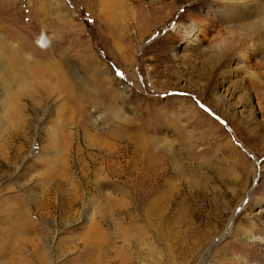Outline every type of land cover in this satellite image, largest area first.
Here are the masks:
<instances>
[{
	"label": "rangeland",
	"instance_id": "obj_1",
	"mask_svg": "<svg viewBox=\"0 0 264 264\" xmlns=\"http://www.w3.org/2000/svg\"><path fill=\"white\" fill-rule=\"evenodd\" d=\"M155 2L164 4L162 13L144 9ZM235 7L227 0H0V62L5 49L18 45L29 49L30 59L21 54L34 69L24 75L28 84L17 87L27 109V128H18L26 142L12 131L2 137L14 125L1 119L12 110V96L0 88V264H82L87 239L107 245L98 264L122 258L128 264H264V53L257 51L264 36L239 41L230 33ZM256 20L252 14L244 22ZM258 32L264 34V24ZM230 48L225 75L211 79L210 58ZM48 53L77 98L87 96L84 80L94 67L108 70L100 76L102 90L116 102L102 91L79 98L77 111L131 137L130 154L118 161L123 172L138 170L143 152L161 161L165 172L153 187L163 204L157 214L150 195L122 208L107 202H128L134 174L129 183L114 178L111 189H94L102 172L99 160H91L95 152L64 154L57 129L74 130L75 110L67 101L58 108L64 99L56 94L43 98V89L55 84L41 58ZM20 68L18 78L27 72ZM214 82L221 83L217 97ZM81 132L84 145L92 135ZM73 140L67 141L78 146ZM66 158L74 186L47 191L45 177L60 173ZM82 163H91L87 177ZM239 223L243 231L235 232Z\"/></svg>",
	"mask_w": 264,
	"mask_h": 264
},
{
	"label": "bare ground",
	"instance_id": "obj_2",
	"mask_svg": "<svg viewBox=\"0 0 264 264\" xmlns=\"http://www.w3.org/2000/svg\"><path fill=\"white\" fill-rule=\"evenodd\" d=\"M119 1H121V0H119ZM133 1H136V0H133ZM227 1L231 2V3H235V5H239V7H235L237 12L232 13L234 15L232 17H229V19H228L229 22L234 23V28H233V25L230 27V30H231L230 33H235V37L238 38L239 41L242 39V37L248 38V39L254 38L255 41H259L260 37L264 36V34L261 35L258 32L260 25L264 24V0H250V2L252 3V5H250V6L247 5L249 0H227ZM155 3L156 4H150V6H148L147 8H144V9L146 11H155L158 13H162L164 4L157 6V4H160V3H158V2H155ZM243 6H245V9H243L244 8ZM247 7H248L249 12H247ZM252 14H255V16L258 17V20L254 21V22H248V23L244 22L246 19L252 17ZM135 19H142V18L137 16ZM193 30H194V28H193ZM43 38H44V36L43 37L40 36L37 39L39 45H44L45 42L43 41ZM195 39L196 38H194L192 40V43L195 42ZM45 48L40 47L41 50H44ZM263 48H264V45L261 47V49H257V51L260 50L261 52L264 53ZM25 49H27V48H25ZM25 49L21 48V46H18V45L12 46V48L5 49L3 51V54H5V57H3L4 62L3 61L0 62V74H1V80H2V86H0V88L3 92L9 93L12 96L11 102H10L12 110H10V107H7L8 112L5 111L4 115L1 116V119L2 120H10V122L12 123V126L14 125L13 130H11V129L4 130L3 134L1 133L3 135V136L1 135L2 137H4V135H7L8 132L12 131V134L10 136L14 137V134H15L16 137L19 139L21 137V135L18 131L19 125H21V127L23 129L27 128L26 126H27L28 120H27L26 116H24V112L27 111L26 105H24V106L19 105L18 101H20L21 99L17 93V87L23 88V86H26L28 84V81L26 79H29L30 77L24 78V75H30V74L34 73V72L31 73L34 70L32 62L29 60L27 61L26 59L22 58L23 56L21 53H25L24 55H26V57L28 59L31 58L29 55H27L29 53L24 52ZM233 49L234 48H230V50L224 49L223 52L220 54L221 57H220V55H218V56L215 55V56L210 58L209 62L211 64V66H210L211 79L212 78L214 79L216 77L219 79L223 78V76L225 75V72H226L225 66L230 65V63H231L230 61L226 60V54L233 51ZM27 50H29V49H27ZM227 50L229 51L228 53H227ZM178 56L179 55H177V53H173L174 59H177ZM41 58L44 61H46V65L48 66V70L50 71L49 74L53 78V83H55L51 87H45L43 89V91L45 92V94H43V98L44 99L49 98V97L54 98V94H56V98L60 99L62 97L64 99L58 103V106H57L58 108L63 107L64 103L67 101L70 103L72 109L75 110L74 119L71 123H69L71 128L74 129V130H72L73 132L69 131V129L67 128L68 126L66 127L65 125H60V128L57 129L58 133H60V138L58 137V142H60V143L62 142V144L64 145V148H63L64 154H65V152L67 154H69L71 152V150H73L74 154L79 157L82 154V149L83 150L84 149H90L91 151L95 152L94 157L91 160L92 161L93 160H95V161L99 160V165H100L99 169H101L102 172L100 174V178L96 181V183H92V185H91L94 187V189H107V190L111 189V187H114V184H113L114 178H116L115 181L116 180L122 181L124 178L125 180L122 183H129V177L132 174H134L133 177H135L136 182L133 185H129V186H131L130 190L132 192H131L130 196L128 194V199H129L128 202L122 198H119L117 200L116 199L114 200L113 198H108V199L106 198L107 202L113 201V202H115V206H117L118 208H122V207L127 206V204L128 205L133 204V202L135 200H139L142 198L146 199L147 195H150L149 200H147L148 205L151 209V213L154 215L157 214L158 209L163 204L157 196V195L160 196L159 191H156L153 187L157 183L159 184V180L161 179V176H163L162 174H164V172H165L163 169V165H162L161 161H158L154 158L151 159L150 157H148L146 152H143L142 154H139V159L137 160L139 169L137 170V168L134 166L131 169L132 172H130V171L123 172L124 170L123 169L121 170V168H120L121 166L118 167V161L120 159H123V158L125 159V157H127L128 154H130L129 148L132 147L131 141H130L131 137H129V136L127 137L126 135H124L120 131H118L117 129H114V127H115L114 124H110L106 128L101 127V125H98L95 123V121H97V118H95L94 120L93 119L89 120V118L86 117L84 114H82V112L77 111V108L80 109L79 107L81 105L80 104L81 99L84 100V99H86V97H87V99H93L96 94H99L100 92L103 91L102 89H105L106 80L103 76L102 77H100V76L103 75L104 71L108 73V70L104 67L103 70L100 71L99 69H97V67H94V70L92 71V73L87 74V77H86L87 79L84 80L85 84L83 86V91L86 89L87 96H83V97H81L82 95L78 96L80 98V100L78 102L79 98H77V96L73 92V85H72L71 81H69L66 78L64 72H62V70L60 69V67L57 63V60L53 57V55L48 53V54L42 55ZM85 61H87V60H85ZM22 65L24 66V70H26L27 72L24 71L23 74L21 75V78H18V76H19L18 71L21 70L20 67ZM91 66H93V64H91ZM111 80H109L108 82H111V83L116 82L114 80V78H111ZM91 83H93L94 86H92ZM220 84H217V82H214V84H213L214 88L212 89V92L214 93V95L216 97H217L216 92H219V90L222 91ZM103 93H102V96H109V98L113 100V101H111L112 104H114L116 102L115 101L116 97L114 94L112 95L107 90L103 91ZM218 94H220V93H218ZM29 102L34 109H37L36 105L38 102H35L34 99H30ZM86 103L89 106L93 105L89 102H86ZM88 105H87V107H89ZM82 107H83V109L87 108V107L85 108L83 104H82ZM198 113L203 114L200 111H198ZM90 115H91V113H90ZM81 131H83L84 136L85 135L86 136L92 135V136H90L91 139H89V140H86L84 138L85 139L84 141H87L84 143V145L83 144L80 145V139L77 136V135H79V133ZM124 132H126V131L124 130ZM99 133L102 134L103 137L97 138L96 135ZM24 136L25 137H21L20 139L25 141L27 139V133L26 132H24ZM61 136L63 138L62 141H60ZM48 138L51 141L56 139L55 136L50 137L49 135H48ZM68 139H70V141L72 139L76 140L78 143V146L74 147L73 144H72L73 146H71V144L67 141ZM10 141L6 140L5 142L8 143ZM25 142H24V144H25ZM6 146H7V144H6ZM73 147H74V149H72ZM4 148H5V146H4ZM7 158L8 157H6V159ZM76 159L79 160L78 158H76ZM91 163H89V164L88 163H82V164L78 165L79 171H83L84 177L88 176V174L90 172L89 165ZM96 167H98V166H96ZM69 169H70V166L67 163V158H66L65 161L60 166V173L55 174L53 176L47 175L45 177V179H47L45 181H47V185H48L47 191L48 190L50 191L52 188H57L58 190H61L63 188L65 190L67 187L69 189H70V187H73L74 184L70 183L71 179H69V177H68ZM125 169H126V167H125ZM174 185H176V184H174ZM52 186H54V187H52ZM161 186H164V183L161 184ZM140 188H142V189H140ZM74 189L72 188L73 191H74ZM157 189H161V187H159V188L157 187ZM66 190H68V189H66ZM70 191L71 190H69V192ZM117 191L121 196L126 195L124 190H120V188H117ZM60 192H59V194H60ZM107 192H110V191H107ZM130 215L131 214H129V216ZM235 228H236L235 232H237L238 230H240L239 232L243 231V226L240 223L236 224ZM101 234H102V232H101ZM101 238H102V235H101ZM259 245H261V244H259ZM106 246H107L106 243L104 241H101V239H99V242H95L94 240H88V239L84 240L82 243V250H81L82 253L80 252L81 253V257H80L81 263L82 264H98V262L101 261V260H99L101 257L99 255V253H101L104 249L106 250ZM263 246H264V244H263ZM38 258H40V257H38ZM108 262H110V261H108ZM108 262H106V263H108ZM12 263L13 262H11V260L5 262V264H12ZM115 264H128V262L125 258H122L118 263H115Z\"/></svg>",
	"mask_w": 264,
	"mask_h": 264
},
{
	"label": "snow or ice",
	"instance_id": "obj_3",
	"mask_svg": "<svg viewBox=\"0 0 264 264\" xmlns=\"http://www.w3.org/2000/svg\"><path fill=\"white\" fill-rule=\"evenodd\" d=\"M202 108H203V110L207 109L206 107H202ZM207 111H210V109H207Z\"/></svg>",
	"mask_w": 264,
	"mask_h": 264
}]
</instances>
